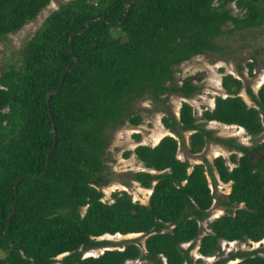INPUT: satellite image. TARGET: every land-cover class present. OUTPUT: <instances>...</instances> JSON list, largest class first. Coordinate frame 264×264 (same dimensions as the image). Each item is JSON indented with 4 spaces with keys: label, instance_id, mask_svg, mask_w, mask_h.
<instances>
[{
    "label": "trees",
    "instance_id": "obj_1",
    "mask_svg": "<svg viewBox=\"0 0 264 264\" xmlns=\"http://www.w3.org/2000/svg\"><path fill=\"white\" fill-rule=\"evenodd\" d=\"M48 1L0 0V39ZM125 1L59 3L25 41L20 62L0 70V234L14 199L13 183L24 175L17 182L6 234L0 237V264H123L140 256L154 264H193L189 251L196 238L197 252L208 256L219 249L220 240L256 241L264 235V137L243 144L232 136L215 135L195 121L186 101L180 103L176 119L164 114L161 121L178 137L180 130H191L189 152L199 151L208 140L234 150L229 153L232 166L220 154L211 161L219 179L230 181L229 191L218 196L227 211L208 220V230L200 234L199 221L208 216L214 197L205 176L211 165H190L179 158L177 139L171 134L123 152H133L149 169L131 172L142 186L150 187L145 203L131 199L123 189L112 191L111 201L101 199L97 186L103 182L104 130L124 122L126 102L143 94L190 95L199 85L190 75L172 83L175 65L209 49L226 21L251 25L264 16V0H133L121 19ZM228 1L241 10L239 16L230 12ZM91 18L85 31L71 36L69 47L71 31L82 29ZM74 56L77 63L48 97L50 118L46 91ZM220 83L226 94L215 95L212 106L203 109L204 121L260 133L264 79L255 92L246 87L254 105L237 93L238 77L223 73ZM139 118L127 116L133 124ZM45 161V171L32 176L43 170ZM104 233H141L144 251L129 241L83 255L86 249L115 244L97 237ZM258 250L229 251L211 262L196 257L194 264H220L235 257L226 264H264Z\"/></svg>",
    "mask_w": 264,
    "mask_h": 264
},
{
    "label": "rangeland",
    "instance_id": "obj_2",
    "mask_svg": "<svg viewBox=\"0 0 264 264\" xmlns=\"http://www.w3.org/2000/svg\"><path fill=\"white\" fill-rule=\"evenodd\" d=\"M66 0H49L38 13L31 19L23 23L17 30L6 34L5 38L0 39V70L8 64H18L21 59L22 48L25 41L33 34L41 24L44 17L54 9L59 3ZM230 12L239 16L241 10L233 1L225 4ZM222 30L212 42V46L203 52L190 55L180 61L173 69L172 83L179 84L183 77L192 76L193 82L198 83L199 88L188 96H183L177 92H166L160 94L158 98L143 94L129 99L125 104L124 122L121 124L107 126L104 130L106 141L105 148L101 155L103 163L102 180L97 186L101 191V199L111 201V192L114 190H125L131 199L145 203L147 201L150 187L142 186L132 177L131 172L136 170H149L142 162L136 158L133 152L125 156L123 152L132 149L137 143L154 144L158 138L164 134H171L177 139L176 155L181 159H187L189 164L195 162H205L211 165L210 172L205 170V176L209 188L214 194L213 200L208 207V216L199 221L201 226L200 234L207 229L206 222L216 215L227 211V207L218 202V196L229 191L230 181H221L212 165V158L220 154L224 157L228 166L233 163L229 160V153L233 149L214 140H208L197 152H189L187 149L188 134L191 130H180L181 137H178L161 121V116L168 114L177 118L178 109L182 101L188 102L195 116V121L213 130L215 135L232 136L237 142L251 144L264 137L263 130L251 135L242 127L233 124H225L215 120H207L201 117V112L205 108H210L213 104L215 95H225L226 91L220 83L223 73H230L241 80V87L237 93L248 105H254V101L246 91L249 87L255 92L259 84L264 79V16L257 24L234 26L231 21H226L221 26ZM113 27L110 28V31ZM247 62L251 63L249 68ZM132 114L139 115V121L133 124L127 120V116ZM264 125V115H261ZM137 133L136 138L134 134ZM233 209L234 207H230ZM82 206L81 211H83ZM144 236L141 233L133 234H102L98 238H106L115 244H106L100 247H93L83 251V255L97 254L106 247H122L129 241L137 242L143 253ZM199 236V235H198ZM197 238L190 249L192 263L196 257H200L204 262H211L218 257L226 256L229 251H243L258 248V253L264 254V235L256 241L251 240H220L219 249L214 253L203 256L197 252ZM183 247L187 242L181 243ZM2 254V252H0ZM60 254L56 256L59 258ZM234 259H227L220 264H226ZM123 264H154L144 257L126 259ZM164 264V263H163ZM186 264V263H183Z\"/></svg>",
    "mask_w": 264,
    "mask_h": 264
},
{
    "label": "water",
    "instance_id": "obj_3",
    "mask_svg": "<svg viewBox=\"0 0 264 264\" xmlns=\"http://www.w3.org/2000/svg\"><path fill=\"white\" fill-rule=\"evenodd\" d=\"M132 1H133V0H126V1L124 2V4H123V13H122V17H121V19H123V18L126 16V12H127V8H128V4H129L130 2H132ZM92 20H93V18L87 20L86 23H85V26H84L82 29H78V30H73V31H71V33L69 34V40H68L69 47H70V43H71V40H70L71 36L74 35V34H76V33H81V32H83V31H85V30L87 29L88 23H89L90 21H92ZM76 63H77V57L74 56V57H73V61H72V63H71L70 65H67V66H65V67H63V68L61 69V71H60V73H59V76H58V79H57V83L55 84V86H54L53 88H51V89H49V90L46 91V94H45V105H46L47 113H48V115H49L50 118H51V113H50L49 104H48V97H49V95H50L51 93L55 92V91L58 89V87L61 85L65 72L70 71ZM51 125H52V123H51ZM52 133H53V135H54V132H53V131H52ZM54 141H55V140H54V137H53L52 142H51V145L48 147V149H47V151H46V159H47V157H48V155H49V152H50L51 147H52L53 144H54ZM45 169H46V161H45V166H44L43 170H42L41 172H39V173H33L32 176L41 175V174L45 171ZM23 176H24V175H20V176H18V177L15 179L14 183H13L12 192H13V195H14V199H13V202H12V205H11V208H10V211H9V212L7 213V215H6L5 225H4V228H3L2 233L0 234V237L5 236V234H6L7 226H8V223H9L10 217H11L13 211H14L15 204H16V198H15V197H16V187H17V182H18V181L20 180V178H22Z\"/></svg>",
    "mask_w": 264,
    "mask_h": 264
},
{
    "label": "bare ground",
    "instance_id": "obj_4",
    "mask_svg": "<svg viewBox=\"0 0 264 264\" xmlns=\"http://www.w3.org/2000/svg\"><path fill=\"white\" fill-rule=\"evenodd\" d=\"M130 234H133V233H130Z\"/></svg>",
    "mask_w": 264,
    "mask_h": 264
}]
</instances>
